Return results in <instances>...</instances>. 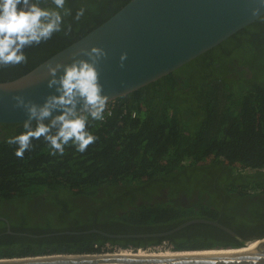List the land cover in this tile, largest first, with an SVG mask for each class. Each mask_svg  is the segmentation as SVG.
<instances>
[{
  "label": "trees",
  "instance_id": "trees-1",
  "mask_svg": "<svg viewBox=\"0 0 264 264\" xmlns=\"http://www.w3.org/2000/svg\"><path fill=\"white\" fill-rule=\"evenodd\" d=\"M127 1L66 0L67 33L26 47V62L0 67V81L24 74ZM107 108L102 120L89 119L96 139L83 152L70 142L51 154L41 137L17 157L6 140L24 131L23 122L0 123V258L164 241L176 251L215 249L264 236V14ZM191 218L217 220L235 234L194 222L140 235Z\"/></svg>",
  "mask_w": 264,
  "mask_h": 264
},
{
  "label": "water",
  "instance_id": "water-1",
  "mask_svg": "<svg viewBox=\"0 0 264 264\" xmlns=\"http://www.w3.org/2000/svg\"><path fill=\"white\" fill-rule=\"evenodd\" d=\"M263 14L261 0H128L102 22L24 74L0 81V123L24 122L27 113L15 106L14 94L21 93L26 100L41 103L55 91L47 85V64L89 59L84 50L92 44L106 52L97 62V71L108 103L182 66ZM122 52L127 54L123 65ZM62 70H58L57 75ZM194 222L213 224L235 234L217 220L191 218L169 230L140 235H165ZM8 226L7 223V231ZM85 231L109 237L125 235L96 228ZM0 264H264V236L226 248L145 254L136 251L131 254L115 251L54 253L1 257Z\"/></svg>",
  "mask_w": 264,
  "mask_h": 264
},
{
  "label": "clouds",
  "instance_id": "clouds-1",
  "mask_svg": "<svg viewBox=\"0 0 264 264\" xmlns=\"http://www.w3.org/2000/svg\"><path fill=\"white\" fill-rule=\"evenodd\" d=\"M65 5L66 0H51L50 4L45 0H0V67L26 62V47L47 41L62 28L67 33L64 17L71 10ZM84 12V7H80L74 19L79 20ZM84 51L89 59L47 64V85L55 91L41 103L26 100L21 93L14 94L15 106L27 113L24 131L6 140L17 146L14 153L17 157H22L31 147L32 140L41 137L52 150L51 154H63L70 142L77 151L83 152L96 139L88 130V123L89 119L104 118L108 97L99 82L97 62L106 52L96 44ZM126 56L125 52L120 54L121 65ZM61 68L62 72L57 75Z\"/></svg>",
  "mask_w": 264,
  "mask_h": 264
},
{
  "label": "built area",
  "instance_id": "built-area-1",
  "mask_svg": "<svg viewBox=\"0 0 264 264\" xmlns=\"http://www.w3.org/2000/svg\"><path fill=\"white\" fill-rule=\"evenodd\" d=\"M105 111L106 112L109 111V108H107ZM152 248H153L152 249L153 252L154 251H156V252H173V251H176V250H172L171 247H170V245H168L165 241L163 243H161L160 245L154 246ZM146 249L151 250V248H146ZM130 250H133L134 251V249H132V248H130Z\"/></svg>",
  "mask_w": 264,
  "mask_h": 264
},
{
  "label": "bare ground",
  "instance_id": "bare-ground-1",
  "mask_svg": "<svg viewBox=\"0 0 264 264\" xmlns=\"http://www.w3.org/2000/svg\"><path fill=\"white\" fill-rule=\"evenodd\" d=\"M251 247H253V246H251ZM250 247V248H251ZM122 249V248H121ZM120 250V249H119ZM118 250V251H119ZM131 251V252H130ZM134 251H136V253H138V254H141V253H143V254H145V253H153V251L152 252H149V251H144V250H141V248H139L138 250H134ZM133 252V250H130V249H128V250H125V249H123V250H121L120 252H115V253H120V254H131ZM154 252H156V251H154ZM166 253H168V252H166Z\"/></svg>",
  "mask_w": 264,
  "mask_h": 264
},
{
  "label": "rangeland",
  "instance_id": "rangeland-1",
  "mask_svg": "<svg viewBox=\"0 0 264 264\" xmlns=\"http://www.w3.org/2000/svg\"><path fill=\"white\" fill-rule=\"evenodd\" d=\"M109 248V247H108ZM120 249V250H119ZM152 249L153 248H151V250H148V249H143L144 251H149V252H152ZM119 250V251H118ZM121 250H123V249H121V248H114L113 250H107V251H103V252H111V251H115V252H120ZM125 250H128V249H125ZM141 250H142V248H141ZM131 252V251H130Z\"/></svg>",
  "mask_w": 264,
  "mask_h": 264
},
{
  "label": "flooded vegetation",
  "instance_id": "flooded-vegetation-1",
  "mask_svg": "<svg viewBox=\"0 0 264 264\" xmlns=\"http://www.w3.org/2000/svg\"><path fill=\"white\" fill-rule=\"evenodd\" d=\"M215 191H216L217 194H222L223 196L225 195L224 191L221 189L220 186H219V188H215ZM163 194H164V190H163V193H162V195L160 197L164 196ZM164 198H165V196H164Z\"/></svg>",
  "mask_w": 264,
  "mask_h": 264
}]
</instances>
